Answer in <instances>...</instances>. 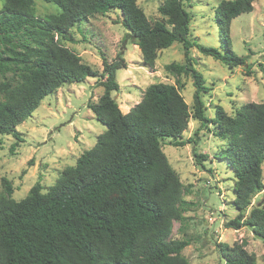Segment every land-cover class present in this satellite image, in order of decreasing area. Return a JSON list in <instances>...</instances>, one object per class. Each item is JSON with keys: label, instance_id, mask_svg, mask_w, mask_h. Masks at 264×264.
<instances>
[{"label": "trees", "instance_id": "trees-1", "mask_svg": "<svg viewBox=\"0 0 264 264\" xmlns=\"http://www.w3.org/2000/svg\"><path fill=\"white\" fill-rule=\"evenodd\" d=\"M59 13L38 15L35 0H5L0 9V146L1 135H12L14 150L23 140L17 126L42 100L64 84L99 76L103 94L88 107L107 126L93 148L84 151L75 166L63 170L56 183L43 192L35 184L21 200L5 177L0 193V264H190L183 250L187 239L171 238L175 220L183 221L190 204L178 172L163 151L166 138L174 146L183 139L191 116L206 124L202 94L210 88L194 67L193 47L231 68L247 58L231 48L232 20L251 12L254 0H223L216 9L222 49L190 38L191 14L185 0H163V20L152 22L138 0H44ZM120 9L122 23L140 48L143 63L154 68L160 50L175 41L183 44L184 64L166 67L175 75L193 77V111L181 92L183 84L152 83L131 110L124 113L112 96L120 89L117 70L125 66L122 52L109 61L102 52L99 73L81 56L62 44L71 28L96 13ZM11 73V77L7 74ZM216 134L228 143L219 153L233 170L237 215L227 228H251L264 240V206L251 207L264 189V101L240 106L234 116L222 106L216 111ZM198 136V130L196 132ZM208 154L196 153L198 163ZM225 264H258L246 242H216Z\"/></svg>", "mask_w": 264, "mask_h": 264}, {"label": "rangeland", "instance_id": "rangeland-1", "mask_svg": "<svg viewBox=\"0 0 264 264\" xmlns=\"http://www.w3.org/2000/svg\"><path fill=\"white\" fill-rule=\"evenodd\" d=\"M4 1L0 0V9ZM221 1H184L191 14L192 40L222 49L220 27L215 19ZM162 2L138 0L152 22L163 20L158 9ZM253 5L251 12L241 13L230 26L231 48L247 58L246 64L231 68L201 53L197 47L191 50L196 59L194 67L203 74L210 88L202 98L205 114L212 121L201 124L191 116L183 139L192 137L195 141L181 147L172 145L170 138L163 142V151L185 185L183 198L190 203L184 212V220L174 221L171 235L173 239L190 242L183 250L190 264H225L216 245L218 241L229 244L245 241L246 248L256 255L257 263L264 264V240L257 238L248 226L237 230L225 226L226 221L238 213L234 205L236 177L227 160L219 157L228 139L216 134L217 123L214 122L218 106L234 116L241 105L264 101V0H254ZM35 12L42 16L59 13L60 8L53 2L35 0ZM122 19L118 8L96 13L71 28L68 37L72 40H60L99 73L103 70L102 52L109 61L122 52L125 66L117 70L120 89L112 96L124 113L142 100L150 84H176L177 78L184 83L181 92L193 111V77L186 73L177 76L166 67L170 63L186 62L183 44L175 41L160 50L155 67L149 68L144 65L140 48L131 39V32ZM7 77H11V73ZM3 78L0 75V79ZM103 91L99 76H89L80 83L64 84L45 97L32 115L17 126L23 140L14 153L10 147L16 139L12 135H1L0 193L5 192V177L13 185L12 197L16 200L26 197L32 186L38 183L46 192L63 170L75 166L81 154L93 148L99 135L107 130L88 107L89 102L98 101ZM196 153L208 154V157L198 163ZM259 204L264 206V189L253 197L251 207Z\"/></svg>", "mask_w": 264, "mask_h": 264}]
</instances>
